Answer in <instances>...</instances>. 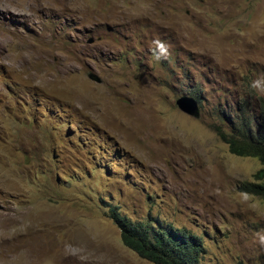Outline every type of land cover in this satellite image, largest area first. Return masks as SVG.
<instances>
[{
	"label": "rangeland",
	"instance_id": "obj_1",
	"mask_svg": "<svg viewBox=\"0 0 264 264\" xmlns=\"http://www.w3.org/2000/svg\"><path fill=\"white\" fill-rule=\"evenodd\" d=\"M247 93L264 103V0H0V264H148L114 206L199 236L200 264H264L240 188L261 164L213 126Z\"/></svg>",
	"mask_w": 264,
	"mask_h": 264
},
{
	"label": "trees",
	"instance_id": "obj_2",
	"mask_svg": "<svg viewBox=\"0 0 264 264\" xmlns=\"http://www.w3.org/2000/svg\"><path fill=\"white\" fill-rule=\"evenodd\" d=\"M219 112L222 125H213L214 131L228 144L229 151L258 158L262 164L256 174L260 183L244 189L264 194V104L260 106V115H250L244 101ZM110 217L120 229L123 243L146 258L148 264H200L202 239L190 231L157 218L132 220L115 206L110 208Z\"/></svg>",
	"mask_w": 264,
	"mask_h": 264
},
{
	"label": "clouds",
	"instance_id": "obj_3",
	"mask_svg": "<svg viewBox=\"0 0 264 264\" xmlns=\"http://www.w3.org/2000/svg\"><path fill=\"white\" fill-rule=\"evenodd\" d=\"M251 97H252V94H250V93H247V96L241 95L240 98L237 101H235L234 103H232V104L235 105V104H237L239 102L244 101L246 103V108H247V110H248V112H249L250 115H252V114L260 115V113H259L260 106L263 105L264 103L259 104V107H257L255 103L251 102ZM193 98H195V97H193ZM196 101L198 103V100L197 99H196ZM198 106H199V104H198ZM227 106L228 105L225 104V108L224 109H221V110H225ZM199 110H200V108H199ZM237 156H239V155H237ZM243 157H245V156H243ZM256 159H258V158H256ZM258 161H259V159H258ZM261 168H262V164H261V167L253 174V180L252 181H244V182H242V187L240 186V188H241L242 191H244V193L250 194V195H253V196H256V197H259L260 199H262L264 201V194L259 193L256 190H247V189H244L246 186H248V188H251L253 185H255L257 183H260V180L258 179V177H257L256 174H257V172Z\"/></svg>",
	"mask_w": 264,
	"mask_h": 264
},
{
	"label": "water",
	"instance_id": "obj_4",
	"mask_svg": "<svg viewBox=\"0 0 264 264\" xmlns=\"http://www.w3.org/2000/svg\"><path fill=\"white\" fill-rule=\"evenodd\" d=\"M92 39H90L91 41ZM88 77L94 81L100 79L94 73H90ZM176 105L180 111L192 117H198L200 114L199 106L195 98L189 95H181L176 100Z\"/></svg>",
	"mask_w": 264,
	"mask_h": 264
}]
</instances>
